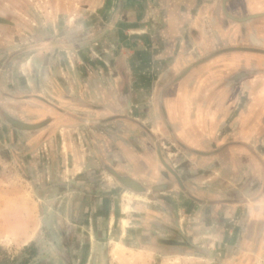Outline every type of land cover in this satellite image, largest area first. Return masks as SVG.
<instances>
[{
    "label": "rangeland",
    "instance_id": "1",
    "mask_svg": "<svg viewBox=\"0 0 264 264\" xmlns=\"http://www.w3.org/2000/svg\"><path fill=\"white\" fill-rule=\"evenodd\" d=\"M125 2L0 0V264H264V102Z\"/></svg>",
    "mask_w": 264,
    "mask_h": 264
},
{
    "label": "crops",
    "instance_id": "2",
    "mask_svg": "<svg viewBox=\"0 0 264 264\" xmlns=\"http://www.w3.org/2000/svg\"><path fill=\"white\" fill-rule=\"evenodd\" d=\"M130 3L131 6L140 9L147 5L145 14L149 18L157 19L161 15L163 22L166 23L164 35L170 40L182 38L187 42L186 38L192 37L196 42L194 46L195 44L197 46L196 36L201 39L211 38L210 55L206 56V52L197 46L200 54L195 56L194 60L180 56L184 64L180 66L179 74L185 69L177 84L181 98L186 95L187 88L191 90L193 85L197 86L199 81H202L204 75H210V84H216V90L219 85L226 90L225 99L228 100V105L240 100L252 87L257 93L255 95L264 102V0L125 2L127 5ZM133 15H136L131 18L134 20H141L145 16L143 13ZM172 46L174 44H170L169 47ZM180 49L179 52L182 53L184 44ZM190 90L188 101L203 100L202 94L192 93ZM218 95L220 92L206 95L205 101H219ZM211 112L213 114V111Z\"/></svg>",
    "mask_w": 264,
    "mask_h": 264
}]
</instances>
